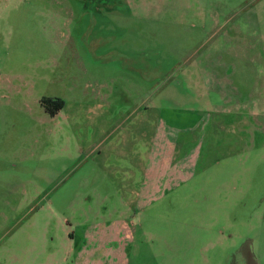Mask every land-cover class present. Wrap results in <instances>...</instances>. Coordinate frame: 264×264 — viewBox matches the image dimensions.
<instances>
[{"label":"rangeland","instance_id":"374dc122","mask_svg":"<svg viewBox=\"0 0 264 264\" xmlns=\"http://www.w3.org/2000/svg\"><path fill=\"white\" fill-rule=\"evenodd\" d=\"M101 1L0 0V264H264V0Z\"/></svg>","mask_w":264,"mask_h":264},{"label":"crops","instance_id":"0c3cea01","mask_svg":"<svg viewBox=\"0 0 264 264\" xmlns=\"http://www.w3.org/2000/svg\"><path fill=\"white\" fill-rule=\"evenodd\" d=\"M98 3H101L102 5H105V6H110V7L116 6L115 3L110 2L109 0L108 1H101ZM143 17H145V16H143ZM232 45H233V43H232V39H231V43L230 42L226 43V47H224V51L221 50L223 48V45L221 43L219 46H217L215 48V51L217 52L216 56L219 58V61L214 66V69L212 71V76H210L208 78L206 77L207 78L206 83L212 84L214 90H221L224 86H227V85L230 86L231 84H233L232 72L231 71H225V70H229V69L226 68L225 65H223L224 53H225V55L232 56V54H231L232 53V47H231ZM69 237L73 239L71 234H69ZM76 264H81V263L77 261Z\"/></svg>","mask_w":264,"mask_h":264},{"label":"trees","instance_id":"16d2710c","mask_svg":"<svg viewBox=\"0 0 264 264\" xmlns=\"http://www.w3.org/2000/svg\"><path fill=\"white\" fill-rule=\"evenodd\" d=\"M43 100H45L44 102H46L45 104H54L55 105V108H54V111H52L51 113L52 114H54L56 111H57V109H59L60 107H61V105H62V101H59V100H54V101H52L51 102V100H49V99H43ZM50 113V114H51Z\"/></svg>","mask_w":264,"mask_h":264},{"label":"flooded vegetation","instance_id":"af4514ba","mask_svg":"<svg viewBox=\"0 0 264 264\" xmlns=\"http://www.w3.org/2000/svg\"><path fill=\"white\" fill-rule=\"evenodd\" d=\"M57 112H55L54 114H52V115H55Z\"/></svg>","mask_w":264,"mask_h":264}]
</instances>
